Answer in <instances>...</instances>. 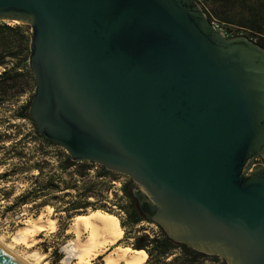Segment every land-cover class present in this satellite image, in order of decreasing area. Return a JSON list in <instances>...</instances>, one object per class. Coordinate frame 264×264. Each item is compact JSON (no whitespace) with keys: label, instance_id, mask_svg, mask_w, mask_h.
<instances>
[{"label":"water","instance_id":"95a60500","mask_svg":"<svg viewBox=\"0 0 264 264\" xmlns=\"http://www.w3.org/2000/svg\"><path fill=\"white\" fill-rule=\"evenodd\" d=\"M32 29L30 116L75 161L129 175L148 219L264 264V47L197 0H0ZM0 264H23L0 246Z\"/></svg>","mask_w":264,"mask_h":264},{"label":"rangeland","instance_id":"374dc122","mask_svg":"<svg viewBox=\"0 0 264 264\" xmlns=\"http://www.w3.org/2000/svg\"><path fill=\"white\" fill-rule=\"evenodd\" d=\"M241 11L244 12L243 10ZM237 13H239L238 17L242 16L240 11ZM213 16L212 19L220 21L224 29L233 33L234 36H247L264 47V38L261 36L254 35L246 28L235 24H228L216 15ZM6 22L11 25L24 24L19 21L10 20ZM3 70L4 68H0V73ZM18 79L19 81H24L25 77L20 76ZM23 86V84L18 83V86L11 90L7 102L0 105V240L12 247L29 264H77L75 256L65 260V257L68 255L67 245L70 243V240L76 239L75 234L68 230L71 228L77 215L90 214L95 210L93 207L75 212L66 211V209L77 199L76 196L78 195L79 188L86 186V183L92 184L90 180L94 179L95 170H92L84 180H82V177L76 176V178L81 179V181H78V187L76 188L64 190L66 182L63 184L61 182L60 188L55 189L52 193H48L47 196L30 198L27 204L22 203L20 198L22 193L34 186L37 177L40 176L38 183H42L48 176L59 172L56 168L60 164L58 161L60 159L56 155L45 154L43 156L40 153L41 151L37 152L39 145L32 138V132L34 131L33 123L29 119H23L20 114L24 106L31 105L36 91V82L32 86L27 87L25 92L16 95L17 90ZM49 149L52 150V148ZM59 149L65 150L62 146ZM255 161H258L256 157L247 165V171L252 169L253 162L255 163ZM95 164L94 168L97 169L99 163ZM259 167L260 165H257L255 169ZM75 169L77 167L73 168L72 171ZM39 170L43 171L41 175ZM117 176V181L109 182L108 180H102L104 182L98 184L97 193L102 196L96 195L95 197H90L92 201L106 204L105 209L98 210L116 216L124 229L123 237L115 245L110 246L107 251L114 250L117 245L125 247L127 242L133 241V237L137 234L136 232L128 234V231L132 229L129 226L127 228L123 227L122 222L126 221V214L120 208V205L126 204L122 186L131 177L124 173H119ZM64 179L69 181L70 176L66 174ZM133 186L134 192L137 195V191L141 189V186L136 182ZM67 192L70 194L69 196L66 195ZM39 216H42V220L44 221H42L44 229L41 232L30 233L29 237L25 240L19 239L20 231L30 223L35 222V218ZM52 221L54 224L49 223ZM135 227L143 229V232L150 234L160 232V227L157 223L147 218L143 219ZM85 239H87V234H84L82 242ZM126 248L128 253L134 252L131 246ZM35 253H38L40 257L35 256ZM90 263L105 264L103 255L92 257Z\"/></svg>","mask_w":264,"mask_h":264},{"label":"trees","instance_id":"16d2710c","mask_svg":"<svg viewBox=\"0 0 264 264\" xmlns=\"http://www.w3.org/2000/svg\"><path fill=\"white\" fill-rule=\"evenodd\" d=\"M197 1L211 19L214 17L213 15H216L228 24H235L246 28L254 35L264 38V0ZM239 11L242 13L241 17H238L239 13L237 12ZM31 43L32 31L30 25H11L6 21H0V68H4L0 73V105L7 102L11 90L15 89L18 83L24 86L17 90L16 95L25 92L27 87L32 86L36 82L35 76L28 65ZM23 70L24 72L22 73ZM20 76H24L25 80L19 81L18 78ZM29 107L30 105L24 106L20 114L23 119H29L33 123L34 131L32 132V138L39 145L37 152L41 151L40 153L43 156L45 154L56 155L60 159L58 160L60 164L56 168L59 172L48 176L42 183H38L40 176L37 177L34 186L22 193L20 197L22 203L27 204L30 198L47 196L48 193H52L55 189L60 188L61 182L62 184L66 182V186L63 188L64 190L76 188L78 187V181H81L76 176L82 177V180H84L92 170H95L93 179L95 181L90 180L92 184L89 185V183H86V186L78 189L77 199L72 202L66 211L75 212L81 209L87 210L89 207H93L95 210L93 212L99 211L98 209H105L106 204L99 203V201H92L90 197H95L96 195L102 196L97 193L98 184L103 183L104 181L102 180H108L109 182L117 181V174L119 172L111 171L100 163L99 167L95 169L96 162L93 161L73 160L69 153L59 149L61 145L40 134L36 123L30 116ZM49 148H52V150ZM41 162L43 163V161ZM76 167L77 169L72 171ZM39 172L41 175L43 171L39 170ZM66 174L70 176L69 181L64 179ZM133 184L135 182L132 178L124 182L122 190L126 198V204L120 205V208L126 214V221L122 222L123 227L127 228L129 226L132 229L128 231V234L132 232L137 233L133 237V241L127 242L125 247L131 246L134 251L144 250L147 254V260L143 264H208V262L209 264H228L227 260L221 256L207 254L186 243L175 241L155 221L153 222L157 223L160 227V232L158 233L150 234L143 232V229H137L135 226L147 217L140 207ZM66 195L69 196L70 194L67 192ZM93 212L90 214H81L80 216H89Z\"/></svg>","mask_w":264,"mask_h":264},{"label":"bare ground","instance_id":"6f19581e","mask_svg":"<svg viewBox=\"0 0 264 264\" xmlns=\"http://www.w3.org/2000/svg\"><path fill=\"white\" fill-rule=\"evenodd\" d=\"M42 221V216L35 218V222L30 223L20 231L19 239L25 240L30 233L41 232L44 229V221ZM49 223L54 224L53 221ZM68 231H72L76 239L70 240L67 245L68 255L65 260L75 256L77 264H93L90 263V259L100 255H103L105 264H143L147 260V254L144 250L128 253L126 247L117 245L114 250L107 251L110 246L115 245L124 235L120 220L112 214L96 211L89 216H76ZM84 234H87V239L82 242ZM0 246L23 264H29L26 259L24 260L23 257L2 240H0ZM34 255L38 256V253Z\"/></svg>","mask_w":264,"mask_h":264},{"label":"built area","instance_id":"2783aa9c","mask_svg":"<svg viewBox=\"0 0 264 264\" xmlns=\"http://www.w3.org/2000/svg\"><path fill=\"white\" fill-rule=\"evenodd\" d=\"M210 19H211V18H210ZM211 21H212V24L214 25V27H215L217 30L223 32L226 36H234L233 33L229 32V31L226 30V29H224V27L221 25L220 21H218V20H216V19H211ZM253 159H255V158H253ZM253 159H251V160L248 162V164H249ZM248 164H247V165H248ZM257 165H258V163H254V162H253V167H252V169H250V171H247L246 168H245V171H246L247 173H253V172H255L256 170L259 169V168H258V169H255V166L257 167ZM246 167H247V166H246Z\"/></svg>","mask_w":264,"mask_h":264},{"label":"flooded vegetation","instance_id":"af4514ba","mask_svg":"<svg viewBox=\"0 0 264 264\" xmlns=\"http://www.w3.org/2000/svg\"><path fill=\"white\" fill-rule=\"evenodd\" d=\"M257 158V160L258 161H255V163H258V165H260V167H259V169H261V168H264V157H261V156H259V157H256ZM257 171V170H256ZM137 196V195H136ZM138 197V196H137ZM138 200H139V203H140V198L138 197ZM140 207H141V204H140ZM142 208V207H141ZM143 210V209H142ZM144 212V211H143ZM144 214H145V212H144ZM145 216H146V214H145ZM147 217V216H146Z\"/></svg>","mask_w":264,"mask_h":264}]
</instances>
